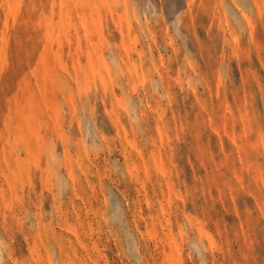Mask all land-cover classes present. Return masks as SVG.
Wrapping results in <instances>:
<instances>
[{"label":"rangeland","instance_id":"1","mask_svg":"<svg viewBox=\"0 0 264 264\" xmlns=\"http://www.w3.org/2000/svg\"><path fill=\"white\" fill-rule=\"evenodd\" d=\"M0 264H264V0H0Z\"/></svg>","mask_w":264,"mask_h":264}]
</instances>
